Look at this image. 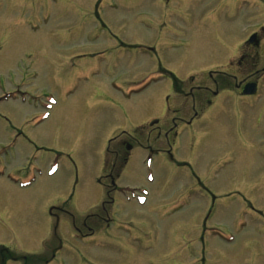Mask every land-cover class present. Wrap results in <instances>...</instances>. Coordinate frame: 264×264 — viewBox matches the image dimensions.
<instances>
[{
	"label": "rangeland",
	"instance_id": "rangeland-1",
	"mask_svg": "<svg viewBox=\"0 0 264 264\" xmlns=\"http://www.w3.org/2000/svg\"><path fill=\"white\" fill-rule=\"evenodd\" d=\"M103 1L98 15L106 30L149 53L106 37L94 16L97 0H0V245L36 260L43 249L55 248L66 264H264V243L251 244L254 228L264 225V121L256 113L252 121L231 118L179 130L172 159L204 178L211 200L203 204V192L191 187L197 184L186 168L161 157L142 164L147 138L131 140L125 171L115 179L138 190L124 200L116 219L131 220L124 226L126 248L102 252L88 238L83 244L74 238L75 228L99 216L105 220L100 209L108 208L107 178L115 174L109 140L118 135L113 145L166 119L164 98L172 84L157 71L182 79L188 67L214 58L203 51L207 57L197 60L191 46L173 50L160 42L168 29L159 33L158 24L168 25L179 0ZM240 4L262 8L256 0ZM246 13L226 17L223 25L232 35L264 25V9L254 11L259 19ZM166 123L176 122L167 116ZM249 125L256 129L246 134ZM18 134V142L7 145ZM189 187L197 194L179 196ZM167 198L174 209L164 214ZM100 219L93 222L97 231ZM54 231L61 242L50 241ZM254 249L262 261H252Z\"/></svg>",
	"mask_w": 264,
	"mask_h": 264
},
{
	"label": "flooded vegetation",
	"instance_id": "flooded-vegetation-1",
	"mask_svg": "<svg viewBox=\"0 0 264 264\" xmlns=\"http://www.w3.org/2000/svg\"><path fill=\"white\" fill-rule=\"evenodd\" d=\"M256 1L264 9V0ZM257 10H260V8L252 7L248 9L247 5L241 6L240 0H221L220 2L219 0H179L177 7L173 10L172 20L168 25L166 26L162 22L158 24L160 25L159 33L164 34L168 29V33L161 36L160 42L170 45L173 50L181 49V51H185L189 46L192 50L194 39H203L207 41L211 51L198 49L194 53L193 49L192 56H196L197 60H204L207 55L214 56V58L212 62L203 64L198 62L188 67L182 75L184 77L182 79L172 73L168 74L163 68L159 70L161 74H168L166 79L170 80L172 84L171 90L164 98L166 111L168 112L166 119L168 116L178 124L168 125L166 119L160 122L153 121L144 126L139 133L136 132L134 136H125L113 145L112 143L119 138H114L109 142L107 152L113 156L111 171L115 170L114 176L112 177V173H110L109 178H107L108 181L111 180L109 189H107L111 192V198L106 211H104V207L100 209V205L95 207L98 211L100 209V213L105 220L100 219L99 216L93 221L97 222L100 219L98 222H103L100 231L95 229L96 224L93 222L81 226V230L85 231L84 233L75 228L76 234L80 238L92 236L95 239L101 233L118 244L128 243L127 233L122 231L119 226L111 227V224H114L115 219L122 214L124 205H126L124 203L126 197L123 195L125 188L122 185L118 186L115 179H121L125 171L124 162L126 164V156L130 153L127 150H130L131 145L129 142L131 140L140 143V140L146 136L147 140L145 142L148 144L141 145L142 148H146L151 154L161 155L164 159L173 161L172 151L178 139L179 130L189 132L191 131L190 128L196 123L221 122L224 119L229 120L231 118L239 122L252 121V116L255 113L257 121H264V25L259 22L255 23L250 28L245 29V34L241 30L238 36L232 35L227 26L223 25L227 21V16L236 15V18L239 19L243 12H247L245 14L247 18H250L251 15L258 16V19L263 18L259 14H254V11ZM250 19L248 23H250ZM229 21L230 23L233 22L232 20ZM96 24L104 31L106 37L108 36L112 41L119 42L122 48L147 51L148 48L146 49V47L121 43L117 36L106 30L107 27H105L106 25L101 18L96 17ZM204 32L208 35H203ZM228 47V53L223 54ZM203 51L207 55H204ZM187 75L189 76L186 79ZM252 90L254 94H246ZM255 117L253 120H255ZM246 127L250 128V125ZM255 129L252 125L245 132L246 134L250 131L254 133ZM9 137L7 144H13L18 142L20 134L15 135L13 140ZM151 137L156 138L154 144L150 143ZM118 155H120L119 159H117ZM120 159L122 163H120ZM105 171L107 170L105 169ZM193 179L199 185H202L201 181L204 180V178L194 177V175ZM110 192L107 193L106 197L110 196ZM104 194L102 193L101 201ZM76 197L78 196L76 195ZM57 210L62 212L63 209L58 208ZM53 228L55 230L57 225ZM253 235L251 239L253 246L264 243V225L256 226ZM57 237L56 232H52L50 241L53 242V238ZM57 242H61L60 237L57 238ZM45 252L51 254L50 259H45ZM57 254L59 253L55 248H51L49 251L43 249L42 256L36 260L31 257H17L15 253L0 245V264H8L11 261H21V264H28L30 261H46V264L55 261V264H65V260L58 257ZM261 254V252L254 249L252 261H262L263 258L260 260Z\"/></svg>",
	"mask_w": 264,
	"mask_h": 264
},
{
	"label": "bare ground",
	"instance_id": "bare-ground-1",
	"mask_svg": "<svg viewBox=\"0 0 264 264\" xmlns=\"http://www.w3.org/2000/svg\"><path fill=\"white\" fill-rule=\"evenodd\" d=\"M201 40V41H200ZM194 49V53H196V51L198 49H204L205 51H211V48H209V45L207 44V41L203 40V39H194V45L192 47V50ZM215 51V50H212Z\"/></svg>",
	"mask_w": 264,
	"mask_h": 264
}]
</instances>
